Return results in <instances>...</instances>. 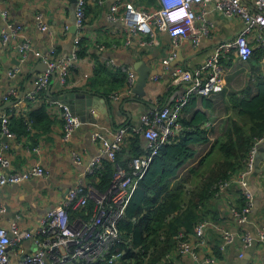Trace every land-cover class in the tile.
<instances>
[{
	"label": "crops",
	"instance_id": "1",
	"mask_svg": "<svg viewBox=\"0 0 264 264\" xmlns=\"http://www.w3.org/2000/svg\"><path fill=\"white\" fill-rule=\"evenodd\" d=\"M255 1L242 0V3L252 10ZM129 4L146 11L159 9L163 5L162 0H88L81 31L82 40L85 39L88 44L86 54L78 56L74 61L62 87L74 91L88 89L107 96L110 105L115 106L112 109L114 122L99 109L92 108L85 112V123L70 139H65V121L60 106L61 90L57 86L60 77L50 76V83L43 89L41 96L38 94L30 98L29 95L35 91L42 72L40 63L43 61L36 56L37 52L46 54L52 46L56 47L59 57L67 58L74 52L76 33L72 29L76 25V2L0 0V156L9 160V168H2L0 173L25 172L37 164H42L46 171L44 177L4 188L0 194V208L5 211L0 213V223L6 228H10L14 222L21 230L40 227L50 208L80 182L84 166L76 165L75 154L89 161L100 152L105 142L114 140L117 131L124 125L139 128L141 117L152 110L148 109V104L159 108L166 103H175L188 85L173 84L174 71L194 70L203 66L218 44L237 38L244 28L241 17H227L215 2H211L206 6H195L201 17L200 24L208 26L210 30L208 35L201 38L199 45L191 39L175 43L169 33L157 29L154 35L137 33L128 40L126 29L129 23L126 17ZM112 15L116 19H112ZM41 24L47 29L43 30ZM14 27H20L17 38H12L8 43L3 42L1 31ZM260 34H264V29L260 27L254 28L250 34L253 49L264 46L258 40ZM25 39L29 40L31 48L22 52L21 45ZM108 62L115 63V66H109ZM235 63L226 70L224 91L208 98L214 104L212 109L207 110L210 119L205 125L210 132V141L195 145L196 157L183 165L174 182L187 179L193 169L200 168L208 151L223 135L224 121L237 119L233 104L238 96H233L232 80L244 68ZM104 66L106 69H103ZM143 69L150 72L152 69V72L145 97L135 101V86L130 92V72L138 77V71ZM259 69L258 72L264 74V58ZM125 76V84H120ZM251 89L253 94L258 92L253 82ZM7 96L10 98L6 99ZM7 101H14V104L6 107ZM42 109L45 115L37 123L34 122L31 117ZM196 110V107H191L186 117L191 118ZM8 115L13 137H8L2 131L1 119ZM22 119L26 120V128ZM141 137L144 145L145 138ZM132 158L130 156L125 160L126 165L123 166L128 168ZM258 168L263 169L262 173L249 179L253 206L248 220L240 223L229 211L228 200L239 204L241 197L235 188L225 197L212 199L205 208L207 221L215 223V226L206 231L207 245L200 244L197 249L201 261L209 256L213 261L210 264H264V242L257 241V234L264 225V159L257 163L256 170ZM200 179L201 176L198 179L193 177L187 188L193 189ZM226 230L237 235L236 242L221 249L223 232ZM190 235L188 238L194 244H199L195 230ZM246 236L255 241L253 246L245 248L242 239ZM19 247L12 246L9 249L14 262H19L22 255L33 254L38 249L33 240H25ZM217 249L221 252L219 257ZM21 250H24V254ZM241 252H244L242 258ZM130 260L122 264H132L133 260ZM201 261L180 254L177 248L168 262L161 261L160 264H201Z\"/></svg>",
	"mask_w": 264,
	"mask_h": 264
},
{
	"label": "built area",
	"instance_id": "2",
	"mask_svg": "<svg viewBox=\"0 0 264 264\" xmlns=\"http://www.w3.org/2000/svg\"><path fill=\"white\" fill-rule=\"evenodd\" d=\"M211 2H215L225 16H239L243 19L244 28L237 38L218 44L212 56L203 66L194 70L177 69L174 71L173 84L188 85L185 87L184 94L174 104H166L163 107L149 110L141 117L139 128L121 127L114 140L105 142L100 152L89 161H84L81 155L75 154L76 165L84 166L80 182L69 189L64 197L50 208L40 227L21 230L15 222L10 228H6L0 223V264H78L82 262L122 264L130 260H125L124 253H119L116 247L122 242L120 221L124 219L140 181L144 179L155 157L167 141L180 135L183 131L180 116L191 99L195 96L211 98L224 91L226 70L221 60L230 53L240 57L243 61L250 59L254 50L250 44V34L254 28L264 29V0H256L252 10L248 5H244L242 0H162L161 8L150 11L139 9L133 4L127 6L126 19L129 24L126 33L128 40L137 33L154 35L155 29H157L169 33L175 43L191 39L194 44L199 45L201 38L208 35L210 30L208 26L200 24L201 17L195 6H206ZM87 5L88 0H77L76 26L78 31L74 39L75 49L70 56L59 57L55 46H52L46 54L36 53L38 58L47 63L50 71L58 72L62 84L66 83L69 71L74 66V61L80 51L81 31L84 27ZM110 17L116 19L113 15ZM41 28L47 29L42 24ZM18 30L20 27L1 31L2 41L8 43L12 38L16 39ZM263 35L258 36L261 43H264ZM30 48L29 40L25 39L21 45V51ZM108 65L115 66V63L108 62ZM157 80L158 77L155 78V81ZM136 81V74L130 72V92L136 85ZM49 83L50 74H41L36 82L35 91L29 97H37ZM8 98L10 97L7 96L6 99ZM60 106L65 121L64 137L70 139L84 122L68 104L60 103ZM1 124L4 134L13 137L9 115L2 117ZM131 134H140L145 138L144 151L141 155L133 157L129 167L125 168L117 163V158L126 146V139ZM262 146H264V136L255 140L247 155L245 168L239 174L216 186L219 198L227 196L233 186H238L248 198L246 206L242 210L237 209L236 205L230 199L228 200L229 211L240 223L248 220L253 206L249 179L256 172V158ZM105 158L116 163V168L110 187L106 191H100L89 180L104 169ZM2 168H9V160L0 156V170ZM45 175L46 171L42 164H37L25 172L0 173V194L8 185L41 178ZM4 211L3 208H0V213ZM70 211H74L72 218L69 217ZM214 226L215 223L211 221H202L196 226L195 235L199 244H194L184 234L179 235V253L201 261L197 249L200 244L206 245V231ZM236 236L230 230L224 231L223 243L220 248L225 249L234 245ZM25 240H33L38 249L33 254H24V250H21L24 255L19 262H14L9 249L12 246H18L20 249V244ZM242 241L245 248L253 246L255 242L249 236L244 237ZM257 241L264 242V225L257 234ZM242 257H244V252L240 253V258ZM212 262L210 257H207L201 261V264Z\"/></svg>",
	"mask_w": 264,
	"mask_h": 264
},
{
	"label": "trees",
	"instance_id": "3",
	"mask_svg": "<svg viewBox=\"0 0 264 264\" xmlns=\"http://www.w3.org/2000/svg\"><path fill=\"white\" fill-rule=\"evenodd\" d=\"M86 45L88 46L87 41L83 39L78 56L86 54ZM263 58L264 46H258L247 61L232 53L221 60L227 71L234 62L236 66L244 68L232 80L233 96H238L233 104L237 119L224 121L223 135L208 151L200 168L193 169L187 179L174 182L183 165L196 157L195 145L207 144L210 141V132L205 125L210 119L207 110L212 109L214 104L206 97L195 96L182 110L180 122L183 131L180 135L170 138L161 148L146 176L140 181L124 219L120 221L122 242L117 245L116 250L124 253L125 260L132 259V264L168 262L173 251L179 247L178 236L184 234L188 238L200 222L207 221L205 208L207 209L212 199L219 198L216 186L245 168L247 155L255 140L264 136V74L258 72ZM104 67L103 69H106V66ZM256 72L258 73L254 76L253 73ZM125 80L126 76L121 79L120 84H125ZM251 82L258 87L256 94L252 93ZM42 93L43 91L40 96ZM191 107H196L197 110L191 118H187L186 114ZM43 115L44 109L31 119L37 123ZM22 121L25 127L26 120ZM26 125L28 126V122ZM141 138L139 134H131L126 139V146L118 154L117 163L125 166V160L130 156L136 157L143 153ZM216 153H219L221 158L218 156L213 166L207 168L209 159ZM104 165V169L89 180L100 191H106L110 187L116 168V163L112 161L104 160ZM200 176L196 186L188 189L192 178L198 179ZM233 188L241 193V197L239 204L233 200L232 203L242 210L248 198L238 186H233L231 190ZM73 212H69V217L72 218ZM220 253L217 249L218 257Z\"/></svg>",
	"mask_w": 264,
	"mask_h": 264
},
{
	"label": "water",
	"instance_id": "4",
	"mask_svg": "<svg viewBox=\"0 0 264 264\" xmlns=\"http://www.w3.org/2000/svg\"><path fill=\"white\" fill-rule=\"evenodd\" d=\"M71 1L77 3V0H71ZM72 30L74 33H77L78 27L75 25ZM234 38L235 37H233L232 39ZM232 39H229V40H232ZM40 65H41L40 71H42L41 74L49 73L50 76L55 77V78L59 76L57 71H50L49 66L44 61L41 62ZM138 72H139V75L137 77L136 85L133 89V93L135 96L133 99L135 101H138L141 98L145 97L152 69H151V72L147 71L146 69L139 70ZM61 83L62 82L60 80L59 84L57 85L58 87H60V90H61L60 100L62 101V103L68 104L71 107V109L82 119L84 123H85L86 116H87L85 112L87 110H91L92 108L99 109L103 114L109 117L111 122H114L113 120L114 116H113L112 109L115 106L110 105V101L107 96L101 93H98V92H94L92 90H88V89L74 91V90L62 87L63 84ZM12 104H14V101H7L5 106L8 107V106H11ZM157 108H158L157 106L148 104V109H157ZM261 159H264V147L263 146L260 148V152L257 155L256 165ZM262 171L263 169L258 168L255 174L259 176L262 173Z\"/></svg>",
	"mask_w": 264,
	"mask_h": 264
},
{
	"label": "rangeland",
	"instance_id": "5",
	"mask_svg": "<svg viewBox=\"0 0 264 264\" xmlns=\"http://www.w3.org/2000/svg\"><path fill=\"white\" fill-rule=\"evenodd\" d=\"M112 66V65H111ZM114 67V66H113ZM218 135H219V133H217ZM218 156H219V158H221L220 157V155H219V153H216L215 155H213L210 159H209V163H208V167L207 168H209V167H212L213 166V164L216 162V160L218 159Z\"/></svg>",
	"mask_w": 264,
	"mask_h": 264
}]
</instances>
